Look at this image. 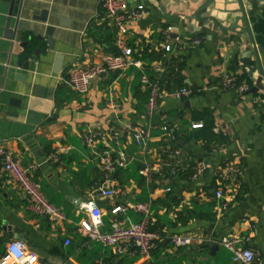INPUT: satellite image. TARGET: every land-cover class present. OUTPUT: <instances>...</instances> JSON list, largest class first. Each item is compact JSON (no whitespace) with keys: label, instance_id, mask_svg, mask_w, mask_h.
<instances>
[{"label":"crops","instance_id":"obj_1","mask_svg":"<svg viewBox=\"0 0 264 264\" xmlns=\"http://www.w3.org/2000/svg\"><path fill=\"white\" fill-rule=\"evenodd\" d=\"M134 1L142 3L147 12L129 25L128 41L141 54L144 65L158 66L162 48L159 30L171 26L174 36H181L187 47L164 75V86L202 90L182 101L166 99L160 103L157 124L167 125L168 132L153 130L152 146L181 149L186 164L201 160L214 165L239 162L245 168L239 202L216 219L209 176L193 183L183 174L149 187L139 174L141 159L133 145L128 152L135 161L115 177L123 194L106 200L94 197L91 192L101 179V171L82 144L83 132L88 126L107 130L127 122L145 126L147 93L140 85L139 73L131 69L102 75L92 82L86 95L74 93L59 81L71 70L93 65L103 55L115 52L112 29L100 9V0H18L13 17L15 28L18 26L14 31L16 41L40 35L44 41L36 47L46 50L48 39L53 51L47 53V62L43 63V58L31 62L24 72L10 66L11 57L21 53L18 42L12 41L7 49L0 41V142L19 157L22 166L35 168L32 176L44 197L65 215L66 221L50 224L32 212L26 197L0 168V254L7 243L18 240L48 264H234L228 251L219 246L212 252L209 246L219 245L226 235L237 234L243 246L254 250L264 264V97H240L233 91L214 89L217 75L225 71L248 81L241 64L248 57V43L243 36L199 22L203 16L198 17V11L206 0ZM9 2L0 0V16L7 14ZM215 3L206 15L229 27L235 15L225 14L235 6L222 4V0ZM44 11L45 21L40 22ZM252 14L255 43L264 49V5ZM179 15L185 19L179 20ZM56 54L63 56L58 75L52 72ZM260 57L264 70V51ZM249 58L253 65V57ZM249 86L253 87L250 82ZM109 91L118 105L116 111L109 106ZM11 100L18 101L19 107H11ZM186 101L190 108L183 106ZM202 110L212 112L214 130L229 142L205 150L200 142L189 138L193 132L190 126L195 123L192 112ZM17 111L22 115L8 116ZM58 147L68 152L58 162L47 161ZM166 185L170 193L164 192ZM92 197L102 202L98 207L104 215L105 230L111 223L109 211L113 206L150 205L152 229L161 233L162 241L156 244L149 262L134 254V249L132 255H117L80 236L77 224L87 217L81 205ZM126 217L134 223L141 219L131 208ZM119 219L127 225L125 216ZM177 235L189 238L191 243L174 247L170 239ZM66 240L70 241L68 246Z\"/></svg>","mask_w":264,"mask_h":264},{"label":"built area","instance_id":"obj_2","mask_svg":"<svg viewBox=\"0 0 264 264\" xmlns=\"http://www.w3.org/2000/svg\"><path fill=\"white\" fill-rule=\"evenodd\" d=\"M100 9L108 20L112 29L113 46L115 52L103 55L97 63L83 69H73L67 77L59 78V81L69 87L78 95L89 93L91 84L102 75L109 73H124L134 70L139 73L140 85L147 93L144 120L145 126L131 123H121L116 128L99 130L88 126L83 132L81 141L90 151L91 159L97 162L101 171V179L95 184L92 195L98 199H114L123 194L118 185L116 175L127 170L135 161L128 149L133 145L136 154L141 159L139 174L145 183L160 186L163 182H170L173 178L187 174L193 183H199L205 177L210 178L212 201L214 204V216L220 219L235 206L242 194V176L245 168L239 162H231L223 165H214L206 160L186 164L181 149H172L166 146L153 147L152 131L160 128L168 132L167 125L157 124V115L160 103L166 99L182 101L188 99L202 90L189 87L167 89L164 86L163 77L173 65L177 55L187 47L185 40L173 34L171 26L159 30L162 38L160 50V62L157 67H147L141 60V54L130 46L129 25L141 20L147 12L146 7L134 0H100ZM183 21V15L178 16ZM197 44L196 41L193 42ZM151 74L153 75L151 77ZM249 82L241 79L231 72H221L217 75L215 90L233 91L238 95L249 90ZM109 106L116 111L111 91H109ZM116 119H118L116 115ZM203 127V122H195L190 126V131ZM217 133V131L214 130ZM68 149L58 147L47 157L49 162H58L61 155ZM0 168L8 180L15 184L26 197L29 209L35 214L43 216L50 224L65 222V215L44 197L41 187L33 178L34 167H24L19 157L10 151L3 142H0ZM165 193H170V186H165ZM92 199L81 208L87 217L77 224V232L88 242L99 244L104 249H112L117 255L130 254L131 249L138 253L144 262H149L151 253L156 244L162 241L161 233L151 230L153 221L149 204H135L133 206H113L110 209L112 215L108 230H105L103 213ZM129 208L141 215L138 222H130L126 217ZM125 216L127 225L123 226L119 217ZM176 248L187 247L191 240L183 236H173L170 239ZM70 244L69 240L65 245ZM219 246L228 251L234 264H263L259 255L252 249L243 246V242L237 234H229L219 240ZM132 255V253L130 254ZM0 264H48L34 251H30L22 241H11L5 246L4 253L0 254ZM98 264H105L100 261Z\"/></svg>","mask_w":264,"mask_h":264},{"label":"water","instance_id":"obj_3","mask_svg":"<svg viewBox=\"0 0 264 264\" xmlns=\"http://www.w3.org/2000/svg\"><path fill=\"white\" fill-rule=\"evenodd\" d=\"M18 0H10L9 8L7 14L5 16H0V41H2L9 49L11 46L12 41L18 42L19 48L21 49V53L18 55H13L11 57V67L14 69H21L24 72H28L30 68L31 62L35 63L41 61L43 58V63L47 62L49 56L47 55L48 52L53 51V44L51 40L47 39V49L42 50L39 47H36L37 43L42 44L44 39L40 35H36L34 37L29 36L26 41H16V32L15 29H18V26L15 28V21L14 11H15V4ZM217 0H206V2L199 8L198 17L202 15L203 17L199 19V22L202 24L211 23L212 25L216 26L220 31L227 32L230 34L243 36L245 42L248 43V57L241 60V64L243 69L247 71V79L252 84V88L246 91L244 94L240 95V97H247L249 95L254 96L257 94H262L264 97V70H263V61L260 57V54L264 51L263 48L258 47L255 43L254 36L252 33V26L253 24L250 20L253 19L252 11L257 9L260 5H264V0H222V4H230L235 6V9L227 12L225 15H235L233 18L232 23L229 27H223L219 21L215 18L211 17V15H206L207 10L209 8H214ZM46 11L41 14V17L38 21L44 22ZM202 30V29H201ZM24 30H22L23 32ZM29 34L30 31H28ZM19 38H23V35L19 36ZM249 56L254 59V64H250ZM62 61L63 56L60 54H56L54 58L53 64V74L58 75L62 68ZM23 80V78H21ZM264 101V100H263ZM9 105L11 107H19V102L16 100H11ZM183 106L186 108H190L189 101H186ZM11 112V111H10ZM22 115L17 111L16 114L8 113L10 117H16ZM97 206H102V202L96 201ZM219 245L214 243L209 246V249L213 252L218 249Z\"/></svg>","mask_w":264,"mask_h":264},{"label":"trees","instance_id":"obj_4","mask_svg":"<svg viewBox=\"0 0 264 264\" xmlns=\"http://www.w3.org/2000/svg\"><path fill=\"white\" fill-rule=\"evenodd\" d=\"M143 60V59H141ZM192 121L203 122V127L198 130H194L189 138L196 142H200V145L205 150L212 149L216 145H222L229 142L228 138L221 133L214 132V118L212 112L209 110L193 111ZM151 230H155L152 229Z\"/></svg>","mask_w":264,"mask_h":264}]
</instances>
